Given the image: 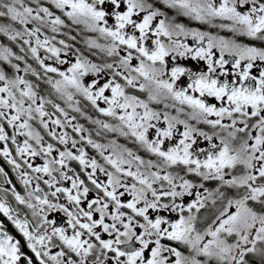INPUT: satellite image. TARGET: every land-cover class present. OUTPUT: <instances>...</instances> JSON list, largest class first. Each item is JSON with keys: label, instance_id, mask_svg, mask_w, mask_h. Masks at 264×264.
Returning <instances> with one entry per match:
<instances>
[{"label": "snow or ice", "instance_id": "1", "mask_svg": "<svg viewBox=\"0 0 264 264\" xmlns=\"http://www.w3.org/2000/svg\"><path fill=\"white\" fill-rule=\"evenodd\" d=\"M160 3L255 43L190 30ZM0 20L42 70L0 46L13 69L0 68V264H264V0H0ZM73 26L97 34L86 48L109 59L56 39L75 41L62 32ZM189 58L206 70L182 66ZM52 93L80 116L83 97L97 136L137 148L93 139ZM67 128L75 136L57 131ZM7 166L27 212L6 198Z\"/></svg>", "mask_w": 264, "mask_h": 264}, {"label": "rangeland", "instance_id": "2", "mask_svg": "<svg viewBox=\"0 0 264 264\" xmlns=\"http://www.w3.org/2000/svg\"><path fill=\"white\" fill-rule=\"evenodd\" d=\"M26 2H28V0H26ZM158 7L160 8L161 11L165 12V14L169 17V18H176L178 20V22L182 23L185 25L186 28L190 29V30H194V31H203V32H208L209 34L213 35V36H218V37H222L224 39H228V40H235L237 43H240V44H246V45H250L248 44V37H244V36H237V35H234L233 33L231 32H228L226 29H221L220 27H212L210 25H206V24H202L200 23L199 21H196L194 19H191L189 17H183V16H177L176 15V11L175 10H172V9H163L162 7H165L163 5V3H160L158 5ZM59 14V13H57ZM215 23L217 25H219L221 23V21L217 20L215 21ZM42 31L44 32V35H47L49 37H51L53 34L50 32V30H47V29H42ZM3 35V34H2ZM7 37V36H6ZM91 38H94L96 39L97 38V34H94L92 33V37ZM8 39V37H7ZM41 39H43V36H41ZM56 39L59 40L61 38H59L58 36H56ZM180 39L183 40V37H181ZM0 40H1V36H0ZM191 41V38H189L188 40H186L185 42L189 44V46L191 47H195L193 45H191L190 43ZM8 42H11L9 39L7 40V43H5V45H1L2 47H7V48H10L12 50V52L15 54V55H20V56H26V60H27V63L30 64L33 68L37 69L38 71H42L39 69L38 67V64L37 62L31 57L30 53L27 52V49H28V45H23V42L22 40H17V41H13V43H11L10 45L8 44ZM98 42L99 43H105V41L103 39H98ZM165 42H167L166 38H165ZM55 43V42H54ZM206 43V41H205ZM23 46L25 48V52L24 53H21L20 52V47ZM31 46H35V43H34V40H33V43ZM57 47H60L59 44L56 45ZM92 52H95L96 54L95 55H92L91 57H88L89 59H92L94 62H97L98 59L100 57H104V54L103 53H100L98 50H91ZM214 51V58L215 59H218L219 56H220V52L216 49L213 50ZM91 53V52H90ZM40 55L41 57L43 58V56L45 55H48L47 53H45L43 51V49L40 50ZM62 59H64L65 57L61 56ZM105 59H109L107 57H104ZM225 58L229 61V64L226 65V68L231 71V61L230 59H232L231 56H225ZM70 59V62H74V57H70L68 58ZM10 60H11V63L13 64H19V66L21 67V69H23L25 67V63L23 61H17L14 57H10ZM47 63L49 64H52L53 66H58L61 68V70H66L67 67L70 66V64H66V65H56L54 63V60H49L47 61ZM181 64L182 66H186V67H193V65H195L196 67L200 68L201 70H206V64L204 61H192L190 58L188 60H181ZM10 64L7 62V61H2L0 60V68H4V66L6 67L5 69L7 70V73L9 75H12L13 74V69L11 68V65L9 66ZM254 73H255V69L253 70ZM11 72V73H10ZM15 75H21V76H25V78L29 79V80H32V81H35V78L33 76H31V74H25L23 71L19 72V73H15ZM55 78H58V77H55ZM231 78V77H230ZM92 79L91 76H88V77H85V81H90ZM186 82V81H185ZM41 87L43 89H46L47 91H51L47 85H43L41 84ZM46 93V91H45ZM47 94V93H46ZM139 96H141V98H145L146 99V93H137ZM47 96V95H46ZM51 99H54L56 103H59L61 105V107H64L68 112H69V116H76L77 119L75 121H73V123H79V124H83L85 126V128H88L91 132H92V137L93 139H95V136L96 135V126L92 125L87 117L91 116L93 119L97 118L98 117V113L95 112V110L90 106L88 105V103L86 101H84L83 97L81 96H76L75 99L79 100L80 101V107L82 108V110L85 112V116H80L78 113H75L73 112L69 107H68V104L60 99L55 93H52V95L49 97ZM170 103V102H169ZM152 107L154 108H162L163 106L162 105H151ZM48 107V110L49 111H54L53 109H51V106H47ZM171 111V114L175 115V112L174 110H170ZM55 118V117H54ZM101 119H108L109 122H111L110 118H103V117H99ZM61 119H63L61 117ZM200 127L204 128L205 130H209L210 129H207V126L205 125H200ZM42 131V130H41ZM57 131H68L70 135H73L75 136L74 133H72V130L71 128H67V129H57ZM102 133V132H101ZM85 135H87V133H85ZM100 136H116V134L114 133H108V132H103ZM78 139V137H76ZM110 138L109 140L111 139H115V138H111V137H108ZM123 138V137H121ZM21 141L23 138H20ZM46 139H50L48 137H46ZM123 140L125 142L123 143H120L122 145H126L128 147V145L131 146L132 149H136L137 148V145H134L133 143H131L130 141H128L127 139L123 138ZM109 141H107L108 143ZM118 142V141H117ZM106 144V143H105ZM94 151V150H92ZM109 154V153H107ZM139 155H141L142 157H146L148 156V154H146L143 150H140L138 152ZM155 159V158H153Z\"/></svg>", "mask_w": 264, "mask_h": 264}, {"label": "trees", "instance_id": "3", "mask_svg": "<svg viewBox=\"0 0 264 264\" xmlns=\"http://www.w3.org/2000/svg\"><path fill=\"white\" fill-rule=\"evenodd\" d=\"M163 9H167L166 7H162ZM0 23H8L11 24V21H5V20H0ZM69 31H71V35L72 36H76V40L75 41H71L68 40V36L67 35H57L59 38L61 39H65L66 41H68L69 43H73L75 45V48L81 50L82 52H84V54L88 57H91V53L90 51L86 48V45L84 43L86 38H91L92 37V33H88L86 30L82 29V26H73L72 29H62V32L64 33H68ZM1 39L4 42H7V37L5 35L0 34ZM9 45L11 43H13V41L8 42ZM255 43L254 41L248 39V44H253ZM14 44V43H13ZM10 66V65H9ZM45 95H47L45 92L43 93ZM208 129V128H207ZM129 148H131L130 145H128ZM216 182H210L207 184L208 187H215ZM202 226V225H201Z\"/></svg>", "mask_w": 264, "mask_h": 264}, {"label": "flooded vegetation", "instance_id": "4", "mask_svg": "<svg viewBox=\"0 0 264 264\" xmlns=\"http://www.w3.org/2000/svg\"><path fill=\"white\" fill-rule=\"evenodd\" d=\"M5 43H7V42H4L2 39L0 40V44H1V45H5ZM190 43H191V45L195 46V43H194L192 40L190 41ZM8 44H9V43H8ZM12 64H13V63H12ZM4 68H6V67L4 66ZM10 73H11V72H10ZM48 92H49V91H46V93H48ZM102 133H103V132H102ZM102 133H101V134H102ZM108 137H111V138H115V139H117L118 143H123V142H125V141L123 140V138H121V137H117V136H95V140H97V141L100 142V143H107V141H109V139H110V138H108ZM87 150L89 151V153H90L91 155H96L95 151H92L93 149H91L90 147H89ZM105 154L107 155V153H105ZM37 163H40V161L37 160ZM6 170L9 171V176H10V178L13 180V185L8 186V187H9V192H8V195H7L6 198L12 203V206H13L14 208L23 209V206H19V205L16 204L14 197L11 195V191H10V189H11L12 186H15V187L17 188V190L20 192L21 195L26 196L27 193L24 191V187H23V185H22V184L19 182V180L16 178L15 173L11 172V166H7V167H6ZM23 210H24L25 212H27L26 209H23ZM0 215H2V214H0ZM9 223H10V222H9Z\"/></svg>", "mask_w": 264, "mask_h": 264}, {"label": "water", "instance_id": "5", "mask_svg": "<svg viewBox=\"0 0 264 264\" xmlns=\"http://www.w3.org/2000/svg\"><path fill=\"white\" fill-rule=\"evenodd\" d=\"M230 61H232V59H230Z\"/></svg>", "mask_w": 264, "mask_h": 264}]
</instances>
